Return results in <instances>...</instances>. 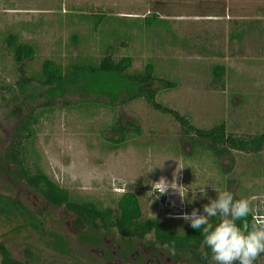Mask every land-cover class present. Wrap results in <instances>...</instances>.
Returning <instances> with one entry per match:
<instances>
[{"label": "rangeland", "instance_id": "obj_1", "mask_svg": "<svg viewBox=\"0 0 264 264\" xmlns=\"http://www.w3.org/2000/svg\"><path fill=\"white\" fill-rule=\"evenodd\" d=\"M215 7L208 0H0V264H184L187 258L158 247L152 235H95L13 180L12 167L2 161L26 115L37 121L40 168L81 199L115 211L117 199L133 193L143 219L176 231L189 227L183 213L207 203L201 189L212 198L213 189H227L236 199L248 198L253 215L264 210V147L256 155L222 158L220 177L210 160L182 157L190 148L179 144L178 123L142 97L152 91L158 105L198 129L223 123L227 134L264 133V32L237 36L235 43L219 35L220 27L206 29V20L195 18L215 15ZM10 34L33 49L23 62L27 78H38L45 61L65 71L109 56L115 62L131 59L128 77L150 65L154 80L143 87L110 74L78 75L55 88L33 82L20 89L5 44ZM216 66L224 69L219 83L213 82ZM83 103L95 105L93 119L80 114ZM118 121L126 134L116 133ZM255 264H264V257Z\"/></svg>", "mask_w": 264, "mask_h": 264}, {"label": "trees", "instance_id": "obj_2", "mask_svg": "<svg viewBox=\"0 0 264 264\" xmlns=\"http://www.w3.org/2000/svg\"><path fill=\"white\" fill-rule=\"evenodd\" d=\"M154 17L146 19L145 23L151 24ZM5 44L13 52L14 63L17 65L19 74L17 86L20 89L30 87L33 82L43 88H55L64 85L68 80L78 75L110 74L125 77L127 81H132L137 86L143 87L151 85L154 80L152 77L153 69L150 65L145 67L143 74L128 77L126 72L131 66V59L123 58L115 62L109 56H105L98 64L77 63L65 71L57 64L45 61L41 66V73L38 78H27L23 69V62L33 56V49L28 45L19 44L17 37L11 34L6 37ZM223 73L222 67H214L212 69L213 82L219 83ZM142 97L154 110L170 116L178 123L179 144L186 143L190 148L189 154L182 153V157L191 162L210 160L220 177H223L225 173L220 166L222 158L226 157L232 160L233 152L256 155L264 147V133L253 136L227 134L223 123L207 130L198 129L185 117L158 105L152 91H146ZM44 106L47 107L50 104ZM93 107L95 105L83 103L80 114L85 119H93V114H95L92 110ZM36 122L32 115L23 117L19 126L14 130L10 143L5 150L2 162L6 168L12 167L9 175L13 180L24 183L29 190L37 193L49 207L64 209L76 217L87 231L95 235L111 230H115L118 236L125 240H142L147 235H152L154 243L158 247H165L172 253L186 256L184 264H210L209 250L201 247L203 237L199 230L186 227L182 231H176L158 220L143 219L139 202L133 193L122 194L116 201L114 211L110 207H103L99 202H92L71 195L67 190L59 187L40 168L39 156L34 149L36 131L34 126ZM116 133H127L119 121ZM248 219L251 220V216ZM212 222L215 223V218ZM260 256L264 257V254Z\"/></svg>", "mask_w": 264, "mask_h": 264}, {"label": "clouds", "instance_id": "obj_3", "mask_svg": "<svg viewBox=\"0 0 264 264\" xmlns=\"http://www.w3.org/2000/svg\"><path fill=\"white\" fill-rule=\"evenodd\" d=\"M213 190L215 198L207 197L205 189L199 190L207 203L180 218L200 231L201 247L209 250L210 264H255L264 254V210L253 215L248 198L235 199L227 189Z\"/></svg>", "mask_w": 264, "mask_h": 264}, {"label": "crops", "instance_id": "obj_4", "mask_svg": "<svg viewBox=\"0 0 264 264\" xmlns=\"http://www.w3.org/2000/svg\"><path fill=\"white\" fill-rule=\"evenodd\" d=\"M208 1L216 5L213 8L216 14L209 15L210 13H206L201 17L195 18L206 20V29L213 26L220 27L221 31H219V35L222 36L225 33L228 39H232L235 43L238 42L237 36L241 37V35H244L246 38H254L264 32V0H248L249 3L245 5H243L245 0ZM229 5L231 6L229 7ZM244 9L246 10L244 11ZM178 20L179 18L177 17L173 18V21ZM246 28H250L251 30L248 33L242 34L241 32ZM215 33L217 34V32ZM215 33L208 32L206 34L213 35ZM183 40H186V38H183ZM240 41L242 42L239 39Z\"/></svg>", "mask_w": 264, "mask_h": 264}]
</instances>
